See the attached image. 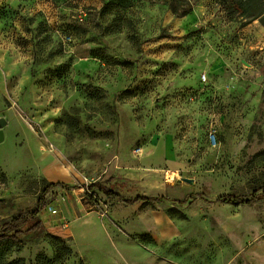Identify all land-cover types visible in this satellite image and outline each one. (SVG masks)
I'll return each instance as SVG.
<instances>
[{
	"label": "rangeland",
	"instance_id": "1",
	"mask_svg": "<svg viewBox=\"0 0 264 264\" xmlns=\"http://www.w3.org/2000/svg\"><path fill=\"white\" fill-rule=\"evenodd\" d=\"M0 118V230L69 185L0 264H264L259 19L218 0H0Z\"/></svg>",
	"mask_w": 264,
	"mask_h": 264
},
{
	"label": "trees",
	"instance_id": "2",
	"mask_svg": "<svg viewBox=\"0 0 264 264\" xmlns=\"http://www.w3.org/2000/svg\"><path fill=\"white\" fill-rule=\"evenodd\" d=\"M225 7L229 8L232 14H237L238 17L243 18L246 22L259 19L264 25V0H218ZM192 9L191 6H187L184 15ZM69 185L64 182L50 183L44 191L43 196L39 199L37 207L29 214H20L11 220L6 221L0 230V240L20 242L32 235H39L44 232L45 223L40 217L41 211L47 206L46 195L54 187H68ZM89 189H99L102 193L110 198H121L128 205H134L142 202L144 204L155 205L157 202L164 200V197H153L146 195H138L134 198H124L120 193L116 192L111 187L96 181L87 186ZM264 197V191L262 193ZM180 203H184V200H180ZM215 202H240L243 204H253L254 199L244 200L236 195L228 194L220 196ZM60 240L59 237H54ZM63 251L71 252L67 245H62L57 249V258ZM67 259V258H65ZM63 259L62 261H64Z\"/></svg>",
	"mask_w": 264,
	"mask_h": 264
},
{
	"label": "water",
	"instance_id": "3",
	"mask_svg": "<svg viewBox=\"0 0 264 264\" xmlns=\"http://www.w3.org/2000/svg\"><path fill=\"white\" fill-rule=\"evenodd\" d=\"M7 123V121L4 118H0V140L4 138V130L3 127Z\"/></svg>",
	"mask_w": 264,
	"mask_h": 264
},
{
	"label": "built area",
	"instance_id": "4",
	"mask_svg": "<svg viewBox=\"0 0 264 264\" xmlns=\"http://www.w3.org/2000/svg\"><path fill=\"white\" fill-rule=\"evenodd\" d=\"M48 210H49V212H50L52 215H54V214H56V213L58 212L56 208H54V209H48Z\"/></svg>",
	"mask_w": 264,
	"mask_h": 264
},
{
	"label": "crops",
	"instance_id": "5",
	"mask_svg": "<svg viewBox=\"0 0 264 264\" xmlns=\"http://www.w3.org/2000/svg\"><path fill=\"white\" fill-rule=\"evenodd\" d=\"M172 230H174V228L172 226H169V231L172 232Z\"/></svg>",
	"mask_w": 264,
	"mask_h": 264
}]
</instances>
